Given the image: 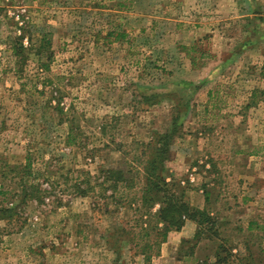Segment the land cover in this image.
Wrapping results in <instances>:
<instances>
[{
    "label": "rangeland",
    "instance_id": "1",
    "mask_svg": "<svg viewBox=\"0 0 264 264\" xmlns=\"http://www.w3.org/2000/svg\"><path fill=\"white\" fill-rule=\"evenodd\" d=\"M172 132L161 174L213 218L197 242L148 229L139 176L99 184ZM219 244L264 264V0H0V264H218Z\"/></svg>",
    "mask_w": 264,
    "mask_h": 264
},
{
    "label": "trees",
    "instance_id": "2",
    "mask_svg": "<svg viewBox=\"0 0 264 264\" xmlns=\"http://www.w3.org/2000/svg\"><path fill=\"white\" fill-rule=\"evenodd\" d=\"M172 131L174 132V128ZM173 132L156 135L154 138L143 143V147L139 149L138 155L135 158L141 169L127 163L126 165L114 168H106L102 170V180L99 184L104 187L102 195H105L106 191L110 190L111 192L108 197L115 198L116 193L120 191V194L117 193L116 197L121 198L123 194L133 187L134 181H137L135 179L136 175L139 176L142 183L139 198L142 208H144V212L139 217L142 219V222H151L148 229L153 231L155 235H162L161 241H163L169 231L179 230L185 221L189 219L196 224L193 237L197 242L201 235L199 233L203 230L207 231L211 229L213 218L210 212L205 209V206L199 208L185 199L184 190L178 181L173 179L167 180L161 174L165 161L170 156V144ZM76 187L79 189L80 195L87 194L90 189L87 186L82 188L80 186ZM204 199L207 201V192ZM154 202L158 205L155 210L150 209L154 207ZM213 232L216 233V231ZM181 241L183 244L189 240L182 239ZM140 249L142 251H139V253L144 256L145 261H149L153 253L157 254L151 243L140 246ZM221 252L228 254L227 248L221 247L219 244L213 252L215 263L221 264V262H226L225 264H227V257L225 255L226 258H222Z\"/></svg>",
    "mask_w": 264,
    "mask_h": 264
},
{
    "label": "crops",
    "instance_id": "3",
    "mask_svg": "<svg viewBox=\"0 0 264 264\" xmlns=\"http://www.w3.org/2000/svg\"><path fill=\"white\" fill-rule=\"evenodd\" d=\"M238 152H239V151H238ZM240 152H241V151H240ZM199 192H200V190L196 192V199H197V197H199V194H200ZM204 200H205V199H204V196L201 195V199L198 198V200H196L197 202H195V203L191 202V203H192L193 205H195V206L201 208L202 205H203ZM192 222H193V221L187 219V220L185 221L184 225H183L179 230H175L174 232H176V233L179 235V237L182 236V235H183L182 233L184 232L183 229L185 228V226H187V225H190V227L194 226V223H192Z\"/></svg>",
    "mask_w": 264,
    "mask_h": 264
}]
</instances>
